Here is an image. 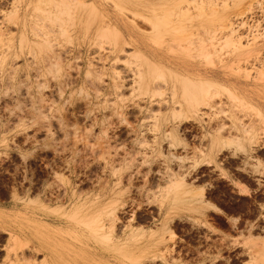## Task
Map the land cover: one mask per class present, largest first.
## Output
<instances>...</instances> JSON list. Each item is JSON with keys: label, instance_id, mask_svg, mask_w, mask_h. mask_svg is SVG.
Masks as SVG:
<instances>
[{"label": "rangeland", "instance_id": "rangeland-1", "mask_svg": "<svg viewBox=\"0 0 264 264\" xmlns=\"http://www.w3.org/2000/svg\"><path fill=\"white\" fill-rule=\"evenodd\" d=\"M193 1V38L208 56L170 35L150 43L219 90L192 113L173 104L172 76L137 85L131 49L114 62L107 43L68 39L48 0H0V264H16L4 252H32L38 217L53 252L73 261L80 242L60 220L76 205L85 219L107 211L106 232L130 252L120 256L144 252L140 264H264V0ZM203 11L223 26L202 33ZM231 80L236 102L217 86Z\"/></svg>", "mask_w": 264, "mask_h": 264}, {"label": "bare ground", "instance_id": "bare-ground-1", "mask_svg": "<svg viewBox=\"0 0 264 264\" xmlns=\"http://www.w3.org/2000/svg\"><path fill=\"white\" fill-rule=\"evenodd\" d=\"M48 2L52 4L54 10L52 14L54 18L52 17V21L56 23L55 25L60 28L63 34H66L68 39L77 38L79 40L78 45L88 44L91 46L94 44L99 46L101 43H107L109 52L106 58L109 57L110 60L114 62L121 57L120 52H127V49H131L132 53L123 55V57L130 62L131 60L139 61L135 65L137 66L135 73L136 83L139 87H151L153 85V83H151L152 77L160 78L164 77L166 74L172 76L174 81L171 82L170 87L172 90L173 104L178 105L179 109L183 111L189 110L193 113V108L200 104L208 103L209 99L212 97L210 91L214 92V94L219 92L215 86L212 88V83L199 72L185 71L186 73L183 74L176 68L167 66L161 58L159 50H156L152 46V42H154L156 37L164 42L163 36L170 35L171 43L175 47H187L188 51H191L195 43V45H197L196 49L199 48L200 53L203 54L206 52L204 56L210 54V51L203 43V40H205L204 38H193V0H48ZM194 17H198L199 21L197 23L199 27H201L202 33L206 34L210 31V27H214L217 23L223 26L225 22L214 12L207 13L203 11L199 12ZM140 26L147 27L148 33L144 34L141 32ZM168 45L171 46L169 43ZM234 46L237 55L239 56L242 54V50H239L241 43L238 41V46ZM187 48L185 49L187 50ZM57 57H59V55ZM76 57L77 56H75V58ZM102 58L99 59L103 60ZM231 64L233 63L230 62L224 65L231 66ZM233 77H236V75H233ZM234 84L238 85V81H232L231 84L220 83L217 86H221L229 97H231L229 98L231 100L236 96L233 90L234 87H236ZM155 86L156 88L157 86L158 88H162L164 85L162 86L160 84L159 86L156 84ZM239 100H241L240 102H242V104L244 103L248 106L246 101H242V99ZM249 107H252V105ZM159 109L157 108L158 111ZM259 114L262 115L261 112H259ZM154 118L156 119L154 122L155 125L158 120L162 118L161 113L155 114ZM37 205L35 207L38 213L37 215L48 216L49 211ZM81 212L79 206L76 205L73 211L63 214L65 219L61 218L60 220V223H64L66 227L64 232L80 242L78 249L81 252H70L75 256L73 259L74 262L78 263L76 261V256H78L83 264H124L123 258H126L130 262L140 264L144 252H141L139 256L136 254V257L128 258L120 256L122 254H129L130 252H120L121 241L112 237V233H109V231H107L108 233L106 232V230L111 229V225H113L110 224V226L107 227L103 222L104 216L108 215L107 211L97 212L94 216L87 217V219L82 216ZM71 221H76L78 225L84 228H74ZM48 226L47 222L45 223L41 217H38L32 235V246H29L32 252H29L30 250L28 252H4V256L8 257L13 255L12 258L16 260V264L17 262L19 263V261V264H74L73 261L67 260L63 252H53V247L50 243L53 236ZM12 243L13 246H17L18 241L14 239ZM134 246L131 248V251L140 248L136 245ZM141 246L144 248L145 244ZM12 249H14V247ZM34 249L35 251H33ZM7 263L11 262L8 260Z\"/></svg>", "mask_w": 264, "mask_h": 264}]
</instances>
